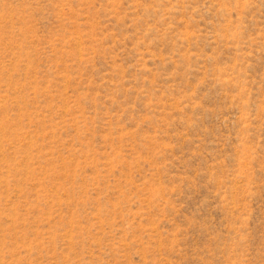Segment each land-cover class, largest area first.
<instances>
[{
    "label": "rangeland",
    "instance_id": "rangeland-1",
    "mask_svg": "<svg viewBox=\"0 0 264 264\" xmlns=\"http://www.w3.org/2000/svg\"><path fill=\"white\" fill-rule=\"evenodd\" d=\"M0 264H264V0H0Z\"/></svg>",
    "mask_w": 264,
    "mask_h": 264
}]
</instances>
